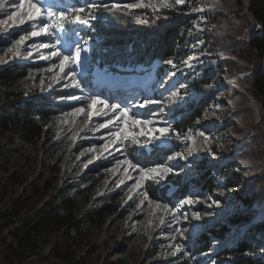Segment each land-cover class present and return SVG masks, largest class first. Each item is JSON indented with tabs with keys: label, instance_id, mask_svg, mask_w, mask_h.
I'll return each instance as SVG.
<instances>
[{
	"label": "rangeland",
	"instance_id": "obj_1",
	"mask_svg": "<svg viewBox=\"0 0 264 264\" xmlns=\"http://www.w3.org/2000/svg\"><path fill=\"white\" fill-rule=\"evenodd\" d=\"M134 2L137 0L129 3ZM145 2L158 5L161 0ZM168 2L172 3V0ZM221 2L222 0H186L184 4L167 8L174 11L185 5L188 7L192 5L186 14L193 18L186 37L185 59L181 63L176 62L175 68L171 65L160 71L161 77L155 89L161 96L150 97V91L142 92L147 93L150 100L168 98L170 101L168 105L173 103L175 111L171 112L172 107H167L161 102L155 105L164 108L165 111L163 113L154 111L156 115H153V110L148 109V117L142 114L140 108L133 107L136 105L133 101L135 96L127 94L124 98L123 94L113 92V96L106 98L100 93L95 85L97 73H101L98 68L94 69L88 79L80 75L82 70L78 68L73 70L77 73V79L82 81L83 88L65 87L64 85L72 83V77L67 75L65 80L62 79L58 59H40L41 55H48L54 49L40 48L39 45L53 44L58 37L43 39L32 37L20 45L17 41L21 36L27 35L23 30L27 25L23 27L12 25L13 19H19V16H12L15 11L13 8L6 7L0 12V67L10 64L23 68L25 73L21 79L10 85L0 83V112L6 103L17 97V94H20L21 98H27L31 92L44 94L45 100L48 101L44 106L52 110L50 122L45 125L49 140L46 147L28 143L15 133L0 132V176L5 178L15 172L18 179L23 182L22 185L9 183L7 192L16 196L25 194L31 183L42 187L43 176L49 174L51 184L54 185L51 192L56 194L58 189L65 190L77 200L80 212L92 207L99 201V197L106 194L118 192L122 200L121 216H109L102 226L87 227L85 240L90 242L91 247L85 252L88 246L86 242L82 249L85 264H179L180 259L186 258L190 260L188 264H215L218 260L217 253L221 249L241 239L252 224L264 217L263 198L255 201L262 202L259 206H252L239 196L242 194V188L247 185L242 171L253 167L259 172L264 167V145L259 153L255 137L257 130L261 129L257 123L260 112L254 97L247 90V86L259 70L260 61L253 55H246L248 48L245 36L238 35V29L229 21L222 20V24L215 26L209 20L210 11ZM42 4L49 6L45 0H42ZM207 29L209 34L206 32ZM205 35L213 38L212 53L209 44L205 43ZM17 51L20 53L18 56ZM29 52L32 53L31 56L28 55ZM230 56L232 58L227 59ZM54 64L57 67L53 68ZM155 64H158V61L151 67ZM71 71L67 70V73ZM172 73L175 75H171ZM204 75L214 82L215 97L203 110L201 117L195 121L194 127L186 133L183 150L171 154L181 153L186 159L175 161L166 159L164 162L177 170L178 175L172 174V177L178 176L179 179L176 180L187 183V192L184 195V190L180 189V194L175 198H168L176 189L175 185H171L164 195L165 198L159 193L154 196L146 185L156 182L140 180L139 171L124 163L126 157L130 159L124 141L112 143V139L115 138L111 137V133L117 131L118 127L126 132H139L141 127L145 132L149 128L171 129L174 124L173 116L180 110H188L198 100V91L194 85ZM161 85L167 87L165 94L161 90ZM181 85L185 87L182 88ZM173 93L184 99H177ZM95 95H100L109 105L116 103L121 107L128 106L134 110L129 112L130 118L152 120V123L134 128L130 121L125 124L121 120L117 126L119 113L111 109L106 110V116L90 117L89 113L95 110L88 105ZM68 96L82 99L72 100L68 99ZM126 98H130L129 101L125 100ZM74 108L85 110L73 113ZM108 119H113V124L107 128H99V124L105 123ZM150 135L158 136L159 133ZM205 137L208 139L205 140ZM159 142L165 144L168 143V139ZM240 155L251 157L254 161L247 162L239 157ZM203 159L206 161L199 165ZM230 159L233 161L230 162ZM199 173H205L209 180H213L215 190L200 189L194 184L192 179ZM97 176L99 177L96 178ZM229 177L234 178L233 184L227 181ZM159 184L166 186L168 182L164 179ZM145 192L148 194L147 199L144 196ZM189 198L193 200L192 204L186 202ZM197 212L201 216L200 220L193 219V213ZM236 212H245L251 218L249 217L247 223L239 225L238 229L235 228L228 233L225 240L213 241L207 252L192 254L191 246L198 235ZM262 221L264 218L260 220ZM255 237L257 241L249 253L264 258V252L261 251L264 249V229L256 230ZM48 238L50 236L42 239L37 255L30 259L29 264H61L60 259L52 253L56 237L52 235L50 241ZM176 245L182 246L181 251H176Z\"/></svg>",
	"mask_w": 264,
	"mask_h": 264
},
{
	"label": "trees",
	"instance_id": "obj_2",
	"mask_svg": "<svg viewBox=\"0 0 264 264\" xmlns=\"http://www.w3.org/2000/svg\"><path fill=\"white\" fill-rule=\"evenodd\" d=\"M71 1L72 5L81 6V0ZM132 1L135 0H99L98 2L123 5ZM189 7L185 5L174 11L162 9L155 14L150 8L137 9L131 15L105 13V23L98 33H92L84 27H76V29H80L85 37L89 35L98 37L93 40L97 51L95 58L98 61L115 65L149 63L159 59L162 70L171 66L163 63L166 60L172 59L174 63H181L185 59L186 37L191 18H193L186 14ZM163 17L166 19H162ZM209 20L215 26L222 24V20L229 21L234 28L238 29V35L245 36L244 40L248 48L246 55H253L260 61L259 70L247 86L260 112L257 123L261 129L257 130V135L255 134L256 145L258 144L256 148L260 153L264 145V0H222L214 10L210 11ZM207 31L209 34L208 29ZM208 36L205 35L204 40L206 44H209L212 53L213 38ZM229 58L232 57L227 59ZM22 69L10 64L0 67V83L6 86L21 79L25 74ZM213 83L205 75L196 81L194 87L198 91L199 98L188 110H180L173 117L172 130L174 131H171L170 135L171 146L158 147L157 143L153 142V148L149 151L147 144L144 143L146 139L144 137L139 138L141 141L139 145L132 144L130 140L124 141L130 159L143 167H152L155 164H163L170 153L182 151L186 133L194 127L195 121L201 117L203 110L215 97L216 90L213 88ZM47 103L44 94L31 92L27 98H21V95L17 94L14 100H10L2 107L0 132L15 133L28 143L46 147L49 140L45 125L50 122L52 112L44 106ZM176 133H179V136H176ZM239 157L247 162L254 161L251 157L241 155ZM205 161L203 159L199 165ZM231 161L233 159H230ZM203 167L207 168V166ZM242 174L247 185L242 188V194L239 196L254 206L257 203L255 201L264 199V167L259 172L249 167L244 169ZM43 177L42 187L31 183L25 194L16 196L7 192V186L11 182L23 184L17 174L13 172L5 178L0 176V264H29L30 259L37 255L42 239L50 236L48 238L50 241L52 235L56 237L52 253L60 259L61 264H85L82 249L87 242L85 240L87 227L102 226L106 222V217L122 215V200L118 192L99 197V201L92 207L80 212L74 197L62 189L56 190V194L52 193L54 185L51 184V177L49 174ZM168 179L177 182L178 187L184 190V195L186 194L187 183L176 180L179 179L178 176L174 178L170 175ZM232 180L234 178L229 177L227 181L233 184ZM192 181L200 189L215 190L213 180H209L205 173H199ZM146 187L152 195L157 196V193H161L163 194L161 197L165 198L166 186L156 182V184L148 183ZM249 217L251 218L245 212L232 213L218 221L216 225L207 228L195 238L191 246L192 254L207 252L213 241L225 240L228 233L235 228L238 229L239 225L247 223L250 220ZM254 224L247 229L241 239L234 241L230 246H225L217 253L218 260L215 264H264L262 256L249 253L254 249L253 244L257 241L256 230L264 229V221L259 220ZM6 229H8L7 232ZM87 245L85 252H88L91 247L90 242H87ZM189 262V258L180 259L179 264Z\"/></svg>",
	"mask_w": 264,
	"mask_h": 264
},
{
	"label": "snow or ice",
	"instance_id": "obj_3",
	"mask_svg": "<svg viewBox=\"0 0 264 264\" xmlns=\"http://www.w3.org/2000/svg\"><path fill=\"white\" fill-rule=\"evenodd\" d=\"M186 0H172V3H169L168 0H161L160 4H154L151 2H145V0H137L134 3H112L111 5L102 2H89V0H84V3L81 6L73 4L71 6H65L62 10H55L52 6H43L42 0H0V12H3L6 7L13 8L15 11L12 13L13 17L19 16V19H13L12 25L16 27H23V30L27 32L26 36H21L18 44L23 45L25 40L32 37H58L55 39V43H41L40 48L44 49H54L50 51L48 55H41L40 59L42 60H51L57 58L59 61V70L64 72L66 68L70 65L74 68H86L91 60V57L87 54L90 51L94 52V48L90 45V41L94 40V37L89 35L87 37H82L80 33L73 28V25H81L89 29L92 33H98L103 27L106 17L105 13L109 14H123L131 15L137 9H151L155 14L162 9L171 8L175 5L184 4ZM161 18V17H157ZM139 19V17H137ZM162 19H166L163 17ZM95 22V23H94ZM63 49V50H62ZM20 53L17 51L16 55ZM29 56L32 55L31 52L28 53ZM163 63L172 65L176 67L172 59L166 60ZM57 65H53V68ZM191 67V65H188ZM51 70V69H50ZM59 75V74H58ZM72 77V83L70 85L66 84L65 87H74L82 89V81L77 79V73L71 71L67 73ZM81 76L84 75V72L80 73ZM99 76H105L109 78L110 74L107 73H97ZM171 75H175L172 73ZM51 87V85H49ZM181 87H185L181 85ZM173 96L179 100H183V97H177V93H173ZM68 99L77 100L82 99V97L68 96ZM159 101L155 100H144L142 103L133 105L140 109L149 108L153 104H157ZM99 106V107H98ZM89 108L94 109L95 111L90 112L89 116H100L107 115V109H111L113 112L119 113V119L116 120L117 126L122 120L123 123H131L135 128L141 125L147 126L152 123V120H140L136 118L129 117V108L121 107L120 104H111L109 105L107 100L103 99L100 95L92 96L91 103L88 105ZM83 108H74L73 113L82 112ZM165 111L164 108H160V113ZM153 115H156L153 113ZM113 119H108L105 123L99 124V128H107L108 125L113 124ZM174 131L170 127H159V128H149L145 132L144 128L141 127L139 132H126L123 128H119L115 132L111 133L112 143H116L118 140L128 141L130 140L132 144L139 145L141 143L139 137H147L144 140L145 144L152 143L153 141H164L169 138L170 132ZM158 132L159 135H150L151 133ZM123 133V136L121 134ZM203 135V133H201ZM176 136H179V133H176ZM191 139V137H188ZM208 138L205 137V140ZM168 161H175L177 159H186L181 153H176L174 155L167 157ZM124 163H127L129 167L133 170H138L140 173V180H153L159 183L161 180L168 178L172 174H177V170L170 166L168 163L155 164L152 167H141L139 163H133L131 159L125 158ZM127 171V169H125ZM139 184V181H137ZM145 199L148 198L147 192L144 193ZM188 204H192L193 200L188 199L186 201ZM167 207V205H165ZM187 219V217H185ZM193 219L200 220V214L193 213ZM196 227V226H194ZM179 232L180 230L177 229ZM183 235V233H180ZM176 251H181V245H176ZM264 252V249L261 250Z\"/></svg>",
	"mask_w": 264,
	"mask_h": 264
},
{
	"label": "bare ground",
	"instance_id": "obj_4",
	"mask_svg": "<svg viewBox=\"0 0 264 264\" xmlns=\"http://www.w3.org/2000/svg\"><path fill=\"white\" fill-rule=\"evenodd\" d=\"M39 38H45L44 36H41V37H39ZM77 68H74L73 66H69L68 68H66L65 70H64V72H60L61 73V77H62V79L63 80H65L66 78H67V70H76ZM162 86V85H161ZM162 91H163V94H165L164 92H166V90H167V87H165V86H162V89H161ZM147 96H149V95H147V93H141L139 96H135V98H134V102L137 104L138 102L139 103H142L143 101H144V98H145V100H150V97H159V96H161V95H159L158 94V91H156V92H154V94H152L150 97H147ZM128 99H130V98H126L125 100H128ZM129 101V100H128ZM85 106H86V104L84 105V108H85ZM150 111L151 110H153V112L155 111H160V106H157V105H155V104H153V105H151L149 108H148ZM83 110H85V109H83ZM154 112V113H155ZM157 113V112H156ZM159 115H161L160 113H158ZM157 122V121H156ZM258 211V210H257Z\"/></svg>",
	"mask_w": 264,
	"mask_h": 264
}]
</instances>
